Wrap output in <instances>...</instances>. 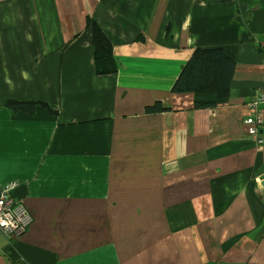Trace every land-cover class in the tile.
<instances>
[{
	"label": "crops",
	"instance_id": "obj_1",
	"mask_svg": "<svg viewBox=\"0 0 264 264\" xmlns=\"http://www.w3.org/2000/svg\"><path fill=\"white\" fill-rule=\"evenodd\" d=\"M197 48L234 61L227 103L171 92ZM262 98L264 0H0V186L32 216L0 264H264Z\"/></svg>",
	"mask_w": 264,
	"mask_h": 264
},
{
	"label": "trees",
	"instance_id": "obj_2",
	"mask_svg": "<svg viewBox=\"0 0 264 264\" xmlns=\"http://www.w3.org/2000/svg\"><path fill=\"white\" fill-rule=\"evenodd\" d=\"M86 31L90 36L94 74L114 75L118 66L111 41L96 20L91 17L87 18ZM234 72V61L221 48H197L182 68L171 92L194 94L196 110L215 108L228 102ZM39 104L42 103L8 100L6 107L32 114ZM164 111V107L159 103L145 107V112L149 114Z\"/></svg>",
	"mask_w": 264,
	"mask_h": 264
},
{
	"label": "built area",
	"instance_id": "obj_3",
	"mask_svg": "<svg viewBox=\"0 0 264 264\" xmlns=\"http://www.w3.org/2000/svg\"><path fill=\"white\" fill-rule=\"evenodd\" d=\"M261 100L264 103V98ZM257 105L256 102L252 103L254 109ZM247 125L250 131L249 136L253 137L252 134L264 125L262 113L255 111L247 118ZM257 147L262 148L260 144ZM18 185L17 181H9L0 186V234L5 238L24 233L32 222V216L25 205L12 196Z\"/></svg>",
	"mask_w": 264,
	"mask_h": 264
},
{
	"label": "water",
	"instance_id": "obj_4",
	"mask_svg": "<svg viewBox=\"0 0 264 264\" xmlns=\"http://www.w3.org/2000/svg\"><path fill=\"white\" fill-rule=\"evenodd\" d=\"M261 185L264 186V175L260 179Z\"/></svg>",
	"mask_w": 264,
	"mask_h": 264
}]
</instances>
